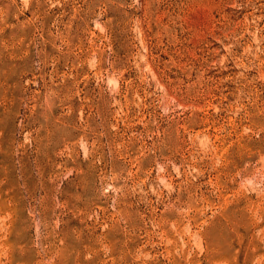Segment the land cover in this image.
Listing matches in <instances>:
<instances>
[{"label": "rangeland", "instance_id": "rangeland-1", "mask_svg": "<svg viewBox=\"0 0 264 264\" xmlns=\"http://www.w3.org/2000/svg\"><path fill=\"white\" fill-rule=\"evenodd\" d=\"M0 264H264V0H0Z\"/></svg>", "mask_w": 264, "mask_h": 264}]
</instances>
